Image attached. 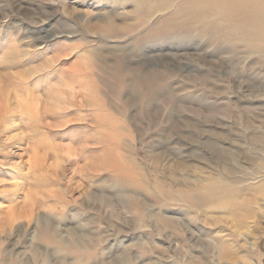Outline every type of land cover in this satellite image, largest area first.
I'll use <instances>...</instances> for the list:
<instances>
[{
  "label": "rangeland",
  "instance_id": "374dc122",
  "mask_svg": "<svg viewBox=\"0 0 264 264\" xmlns=\"http://www.w3.org/2000/svg\"><path fill=\"white\" fill-rule=\"evenodd\" d=\"M143 3L0 0V264H264V61Z\"/></svg>",
  "mask_w": 264,
  "mask_h": 264
},
{
  "label": "bare ground",
  "instance_id": "6f19581e",
  "mask_svg": "<svg viewBox=\"0 0 264 264\" xmlns=\"http://www.w3.org/2000/svg\"><path fill=\"white\" fill-rule=\"evenodd\" d=\"M142 1L146 5L140 8V26L148 24L155 15L163 17L160 27L151 30L157 35L169 32L184 38L209 37L218 49L226 45L230 53L257 55L264 61V0ZM81 82L80 86L87 88ZM70 90L74 93L73 88ZM72 98H76V93Z\"/></svg>",
  "mask_w": 264,
  "mask_h": 264
}]
</instances>
